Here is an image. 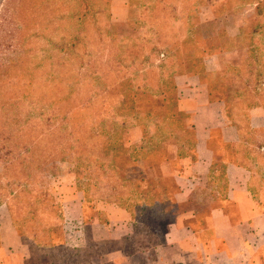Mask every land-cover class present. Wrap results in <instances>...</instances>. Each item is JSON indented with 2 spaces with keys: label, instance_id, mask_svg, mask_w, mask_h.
Masks as SVG:
<instances>
[{
  "label": "rangeland",
  "instance_id": "obj_1",
  "mask_svg": "<svg viewBox=\"0 0 264 264\" xmlns=\"http://www.w3.org/2000/svg\"><path fill=\"white\" fill-rule=\"evenodd\" d=\"M8 1L0 0V207L25 264H112L85 239L107 207L161 224L160 164L175 169L192 137L177 103L181 77H199L243 124L242 154L264 191L263 121L249 129L247 114L264 113V0ZM135 235L134 247L144 237Z\"/></svg>",
  "mask_w": 264,
  "mask_h": 264
},
{
  "label": "crops",
  "instance_id": "obj_2",
  "mask_svg": "<svg viewBox=\"0 0 264 264\" xmlns=\"http://www.w3.org/2000/svg\"><path fill=\"white\" fill-rule=\"evenodd\" d=\"M176 84L192 137L175 169L166 160L160 164L154 193L161 224H135L126 211L111 206L105 221L86 224L85 239L98 260L112 264H264V191L254 185L242 154L243 124L228 115L223 101L210 97L199 77H181ZM247 114L249 129H259L257 119L264 127L261 108ZM74 203L81 205L78 196ZM3 207L0 264H25L27 258L19 256L22 243ZM136 229L144 237L134 247Z\"/></svg>",
  "mask_w": 264,
  "mask_h": 264
},
{
  "label": "trees",
  "instance_id": "obj_3",
  "mask_svg": "<svg viewBox=\"0 0 264 264\" xmlns=\"http://www.w3.org/2000/svg\"><path fill=\"white\" fill-rule=\"evenodd\" d=\"M19 2H20V0H18ZM10 4H12L13 5V8L15 7V5H14V2H15V0H9L8 1ZM7 10V9H6ZM4 12H6V11H4ZM5 13H3V15H4ZM0 77H3V76H1L0 75ZM186 77H190V76H186ZM191 77H196V76H191ZM203 83V82H202ZM204 84V83H203ZM205 85V84H204ZM176 87H177V91H178V94H177V103H178V101H179V90H178V85L176 84ZM205 87L207 88V86L205 85ZM197 88V87H196ZM207 90H208V88H207ZM209 92V91H208ZM209 95H210V93H209ZM210 97H211V95H210ZM178 108H179V103H178ZM179 111H180V109H179ZM183 112V111H182ZM10 115H12L11 113H10ZM187 116H188V114H187ZM235 118V117H234ZM188 119V118H187ZM187 125H189V123H188V121H187ZM190 127H191V125H190ZM186 128H187V126H186ZM190 131H191V129H190ZM251 131V130H250ZM256 131V130H255ZM244 139V146L243 147H247L250 143H248V141L246 140V138H243ZM191 143V140H185V142H182V145H189ZM264 148L262 145H259V146H257L256 145V148ZM248 164H249V160H248ZM249 169H250V171H251V168H250V164H249ZM251 174H253L252 173V171H251ZM9 211H10V209H9ZM11 213H12V210H11ZM14 227V226H13Z\"/></svg>",
  "mask_w": 264,
  "mask_h": 264
}]
</instances>
